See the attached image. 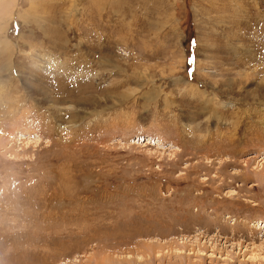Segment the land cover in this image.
Instances as JSON below:
<instances>
[{
    "label": "rangeland",
    "instance_id": "374dc122",
    "mask_svg": "<svg viewBox=\"0 0 264 264\" xmlns=\"http://www.w3.org/2000/svg\"><path fill=\"white\" fill-rule=\"evenodd\" d=\"M0 264H264V0H0Z\"/></svg>",
    "mask_w": 264,
    "mask_h": 264
},
{
    "label": "bare ground",
    "instance_id": "6f19581e",
    "mask_svg": "<svg viewBox=\"0 0 264 264\" xmlns=\"http://www.w3.org/2000/svg\"><path fill=\"white\" fill-rule=\"evenodd\" d=\"M255 4H257V3H255ZM258 4H259V3H258ZM258 4H257V5H258ZM99 12H100V11H99ZM261 13H262V12H261ZM100 14H101V13H100ZM105 14H106V12H105ZM102 16H103V15H102ZM102 21H103V20H102ZM6 32H7V30H6ZM6 32H5V33H6ZM6 37H7V36H6ZM100 40H101V39H100ZM100 42H101V41H100ZM5 43H6L5 45H7V46H10V45H11L10 43H8V41H6ZM11 54H12V53H11ZM11 54H10V55H11ZM7 65H9V67H10L11 75L14 76V75H13L14 63H13V64L9 63V64H7ZM7 71H8V70H7ZM17 72H18V70H17ZM187 85H188V86H192L191 84H187ZM192 87H193V86H192ZM195 89H196V88H195ZM197 90H198V88H197Z\"/></svg>",
    "mask_w": 264,
    "mask_h": 264
}]
</instances>
